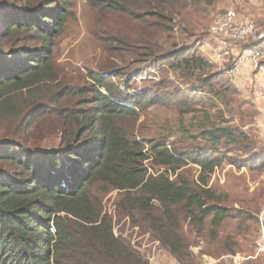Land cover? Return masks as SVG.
Instances as JSON below:
<instances>
[{
	"label": "trees",
	"instance_id": "16d2710c",
	"mask_svg": "<svg viewBox=\"0 0 264 264\" xmlns=\"http://www.w3.org/2000/svg\"><path fill=\"white\" fill-rule=\"evenodd\" d=\"M73 3L0 0V264H149L116 236L96 196L113 191L132 227L148 229L180 264H197L185 228L202 238L209 226L216 240L226 219L256 221L225 205L213 175L224 165L264 172L259 140L243 127L258 115L254 103L238 102L226 70L175 40L187 14L204 16L217 2L92 0L139 23L131 45L104 40L108 54L162 67L166 77L137 95L118 89L113 79L126 76L118 67L73 80L57 67ZM123 86L131 90L130 81ZM156 108L180 116L178 131L140 140L138 123ZM55 134L59 149L44 150ZM225 252L235 254H207L221 260Z\"/></svg>",
	"mask_w": 264,
	"mask_h": 264
},
{
	"label": "rangeland",
	"instance_id": "374dc122",
	"mask_svg": "<svg viewBox=\"0 0 264 264\" xmlns=\"http://www.w3.org/2000/svg\"><path fill=\"white\" fill-rule=\"evenodd\" d=\"M216 2L217 8L204 16L187 14L185 21L177 28L179 33H175V40L180 48H196L199 54L214 64L217 71L223 72L246 46L213 36L210 29L214 19L222 12L232 10L241 20L256 23L259 31L264 33V0H216ZM72 14L73 17L69 18L64 34L54 51L55 63L68 75L67 78L78 79L88 71L99 74L103 68L109 72L118 67L126 76L120 80L113 79L114 83L119 85L117 88L122 89L125 94L137 95L147 88L152 89L155 83L166 77L161 74L162 67L156 60L139 64L129 60V56L118 59L106 52L104 40L112 37L119 38L127 45L133 44L139 37L137 21L95 7L92 0H74ZM226 50L227 56L224 52ZM221 54L224 60L218 59V55ZM172 79L175 80L173 77ZM128 81L131 90L123 86ZM230 82L237 84L240 89L238 102H253L257 108V117L243 127L245 130H252L259 140L258 151L255 154L264 156V74L258 77L253 71L246 75L241 72L236 80ZM179 120L180 116L176 112L161 108L149 110L142 115L138 123L137 137L140 140L151 141L159 139L161 135L177 133ZM186 124L188 126L191 124L190 117L186 118ZM44 128H49V125L42 126V129ZM174 140L175 138H172L169 145ZM59 144L60 136L56 137L55 134L44 143L43 149L57 150ZM246 159L243 158L242 161ZM190 170L197 177V169L190 167ZM211 185L218 193L227 196L225 205L228 208L247 211L256 221L242 223L237 216L226 219L218 230L216 240L211 239L208 233L209 226L206 227V237L202 238L193 234L189 228H185V234L191 243V252L198 259L197 264H244L247 261L264 264V251L261 252L259 248V243L264 239V172L224 165L213 175ZM96 196L103 199L104 210L114 221L116 236L129 242L149 264H180L155 240L148 229L134 228L129 218L119 215V193L113 191L106 195L98 193ZM223 247L233 249L235 254L225 252L221 260L207 254V251L216 254Z\"/></svg>",
	"mask_w": 264,
	"mask_h": 264
},
{
	"label": "built area",
	"instance_id": "2783aa9c",
	"mask_svg": "<svg viewBox=\"0 0 264 264\" xmlns=\"http://www.w3.org/2000/svg\"><path fill=\"white\" fill-rule=\"evenodd\" d=\"M210 32L213 36L246 46L226 70L230 80H236L246 65L253 66L256 72L263 71L264 33L259 31L256 23L243 21L235 11L229 10L222 12L214 19ZM218 59L224 60L223 55H218ZM261 242L259 248L262 252L264 239Z\"/></svg>",
	"mask_w": 264,
	"mask_h": 264
},
{
	"label": "crops",
	"instance_id": "0c3cea01",
	"mask_svg": "<svg viewBox=\"0 0 264 264\" xmlns=\"http://www.w3.org/2000/svg\"><path fill=\"white\" fill-rule=\"evenodd\" d=\"M262 65H263V64H262ZM244 68H245V71H243ZM244 68H243V70H242V74H244V75L249 74L250 71H253V72L257 73V76H258V77H261L262 74H264V65H263V71H260V72H256V71H254V67H253V66H250V65H246ZM249 78H250V77H249Z\"/></svg>",
	"mask_w": 264,
	"mask_h": 264
}]
</instances>
